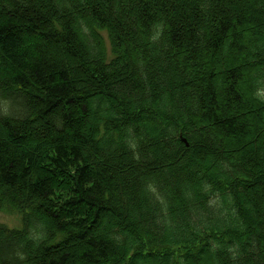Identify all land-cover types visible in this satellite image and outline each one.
I'll list each match as a JSON object with an SVG mask.
<instances>
[{
    "label": "trees",
    "instance_id": "trees-1",
    "mask_svg": "<svg viewBox=\"0 0 264 264\" xmlns=\"http://www.w3.org/2000/svg\"><path fill=\"white\" fill-rule=\"evenodd\" d=\"M0 211V264H264V0H0Z\"/></svg>",
    "mask_w": 264,
    "mask_h": 264
},
{
    "label": "rangeland",
    "instance_id": "rangeland-1",
    "mask_svg": "<svg viewBox=\"0 0 264 264\" xmlns=\"http://www.w3.org/2000/svg\"><path fill=\"white\" fill-rule=\"evenodd\" d=\"M177 1V5H178ZM192 6V3H188L186 6L182 7L183 9H186L187 11L190 10V7ZM206 26L210 27L209 19L207 18ZM75 69L79 70V66H76ZM0 225L6 226L10 229H22L23 227V217L22 215L18 213H8V212H1L0 211Z\"/></svg>",
    "mask_w": 264,
    "mask_h": 264
}]
</instances>
